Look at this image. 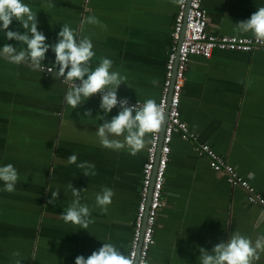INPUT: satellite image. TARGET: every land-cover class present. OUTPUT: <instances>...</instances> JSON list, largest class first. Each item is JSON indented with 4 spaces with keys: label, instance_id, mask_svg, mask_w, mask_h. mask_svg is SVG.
<instances>
[{
    "label": "crops",
    "instance_id": "crops-1",
    "mask_svg": "<svg viewBox=\"0 0 264 264\" xmlns=\"http://www.w3.org/2000/svg\"><path fill=\"white\" fill-rule=\"evenodd\" d=\"M38 20L46 43L52 45L62 25L93 44L95 66L113 61L111 71L126 77L117 97L129 101L161 96L165 61L177 11L173 0H22ZM208 12L207 30L216 34L251 36L236 23L249 19L264 0H202ZM96 17L99 24L87 23ZM83 21V23H82ZM106 26V27H104ZM24 33L13 20L9 29ZM31 36V34L29 33ZM8 41L0 31V47ZM49 49L42 65L56 69ZM157 81L153 85L152 81ZM69 86L54 75L33 70L30 62L11 64L0 57V166L11 163L18 172L15 191L0 181V264H75L111 242L127 255L137 210L146 146L136 155L99 145L96 130L101 100L95 96L73 109L64 101ZM87 109L92 116L84 117ZM113 108L106 119L117 115ZM181 118L196 134L247 178L264 196V52L215 50L189 59L180 99ZM195 144L173 136L163 183L164 205L157 215L147 264H200V248L208 251L239 231L255 241L264 235L261 207L247 201L239 186L213 171ZM95 165L94 176L69 164ZM81 190V204L90 208L88 228L65 222L62 214L74 199L71 184ZM113 190L107 213L96 206L102 188ZM51 191H59L49 204ZM19 253V256L13 255ZM254 264H264V253Z\"/></svg>",
    "mask_w": 264,
    "mask_h": 264
},
{
    "label": "clouds",
    "instance_id": "clouds-1",
    "mask_svg": "<svg viewBox=\"0 0 264 264\" xmlns=\"http://www.w3.org/2000/svg\"><path fill=\"white\" fill-rule=\"evenodd\" d=\"M173 3L182 5L184 0H173ZM14 19L26 30L23 34L18 30H8ZM86 22L100 23L96 17H88ZM37 25L36 13L32 12L29 5L22 3V0H0V31L8 41L26 45L25 49L17 51L12 44H4L0 47V57L11 64L30 62V66L35 71L41 69L45 54L51 48L55 54L56 69L50 73L58 79L63 77V80L69 84L64 95L67 105L76 109L93 95H100L99 108L104 115L99 117L103 123L95 131L99 145L113 151L127 149L133 156L143 150L146 146V136L157 133L164 119L163 112L155 99H146L142 104L137 101L136 105H130L128 97L118 101L117 90L126 77L121 76L118 71H111L113 61L109 58H101L99 63L93 66L92 58L95 52L90 38H79L75 30L64 24L57 34L56 42L49 45L43 32L38 31ZM236 26L237 31L251 33L256 40L264 41V6L259 7L249 19L236 23ZM76 81L79 83L77 84ZM152 83L156 85L157 81L153 80ZM116 107L119 108L118 114L110 120L106 119ZM91 116L92 110H85L84 117ZM77 159L76 154H71L67 162L83 169L84 176L96 174L94 164L87 161L77 164ZM17 180L18 172L11 163L0 166V181L4 183V191L9 193L15 191ZM68 187L74 199L64 210L62 219L66 223L72 222L86 230L89 224L94 222L90 219V208L80 202L82 189L74 188L72 183ZM113 196L112 189L102 188L95 196L96 206L103 213H107V206L112 203ZM58 197L59 191H51L48 203L55 204ZM199 251L200 264H254V261L260 259V254L264 253V235L258 236L253 242L239 231H235L227 240L216 244L211 251L204 248H200ZM13 255L20 254L17 252ZM16 264H21V260H17ZM75 264H135V261L132 256L124 254L113 243L108 242L87 258L83 255L77 256ZM141 264L147 262L142 260Z\"/></svg>",
    "mask_w": 264,
    "mask_h": 264
},
{
    "label": "built area",
    "instance_id": "built-area-1",
    "mask_svg": "<svg viewBox=\"0 0 264 264\" xmlns=\"http://www.w3.org/2000/svg\"><path fill=\"white\" fill-rule=\"evenodd\" d=\"M207 24L208 12L203 6L202 0H184L182 5L177 4L171 30V43L165 61L161 96L157 102L163 112L164 119L160 130L155 134H149L141 170L137 210L127 253L134 258L135 264H141L142 260L147 262L150 248L155 242L157 215L164 205L162 190L171 151L170 143L175 135L182 140L196 143L195 150L199 155L207 157L209 167L215 172L224 174L231 186L243 188L247 201L261 207L264 214V196L209 144L197 142L196 134L181 118L180 99L191 56L198 55L209 58L215 50L264 52V41H258L252 35L216 34L207 30ZM41 70L46 76L54 75L50 72L55 71L53 67L44 65ZM60 80L69 86L63 77ZM76 83L78 84L79 81ZM93 96L100 99L99 94ZM117 98L118 101L121 99ZM138 102L143 103L142 101ZM129 104L136 105L137 101H129Z\"/></svg>",
    "mask_w": 264,
    "mask_h": 264
},
{
    "label": "water",
    "instance_id": "water-1",
    "mask_svg": "<svg viewBox=\"0 0 264 264\" xmlns=\"http://www.w3.org/2000/svg\"><path fill=\"white\" fill-rule=\"evenodd\" d=\"M166 118H167V113H166V115H165V120H166Z\"/></svg>",
    "mask_w": 264,
    "mask_h": 264
}]
</instances>
